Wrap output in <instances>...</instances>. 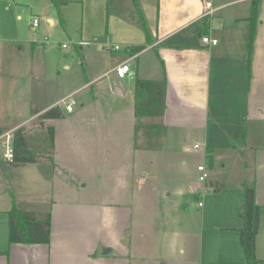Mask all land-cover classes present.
Masks as SVG:
<instances>
[{
	"label": "crops",
	"instance_id": "0c3cea01",
	"mask_svg": "<svg viewBox=\"0 0 264 264\" xmlns=\"http://www.w3.org/2000/svg\"><path fill=\"white\" fill-rule=\"evenodd\" d=\"M11 2L37 3L45 20L62 24L67 35L72 11L80 8V39L74 42L80 57L62 67L45 57L28 65L34 77L26 90V120L52 107L59 113L46 124L55 128L53 163L43 158L24 168L8 166L0 142V264H248L238 230L242 182L251 179L260 207L255 257L264 264V0L257 1L250 49L252 0H136L149 43L138 16L111 11L109 0H61L57 6L50 0ZM207 2L213 9L208 15ZM203 36L217 44L204 43ZM136 45L144 48L128 54ZM121 47L124 56L105 60L107 51ZM123 61L130 70L118 78L113 68ZM18 64L8 62L11 74ZM163 78L165 112L148 119L166 128L161 146L135 149L134 82ZM88 88L90 94L77 98L72 112L58 107L62 98ZM23 122L4 125L5 132ZM202 148L197 165L208 171L215 165L226 169L219 150L236 155L247 150L252 176L231 183L192 180L191 187L179 189L152 182L148 189L145 173H135L139 150L169 155ZM32 165L36 171L29 176ZM197 165L190 162L192 176L198 175ZM175 175L184 179L182 171ZM13 207L38 215L48 211L49 241L10 243Z\"/></svg>",
	"mask_w": 264,
	"mask_h": 264
},
{
	"label": "rangeland",
	"instance_id": "374dc122",
	"mask_svg": "<svg viewBox=\"0 0 264 264\" xmlns=\"http://www.w3.org/2000/svg\"><path fill=\"white\" fill-rule=\"evenodd\" d=\"M36 6H27L23 2L13 3L11 0H0V125H14L25 121L20 126H23L26 132L37 135L41 123L42 126H46L49 121H42L38 116L26 120L30 115L26 90L34 77L33 70L28 65L32 58L39 60L41 57L57 61L61 67L66 63L77 64L80 54L74 42L80 39L81 11L80 8L76 12L72 11L68 27L72 34L67 35L62 24L57 22L52 25L47 22L44 14L40 11V6L37 3ZM109 8L111 11L123 12L129 18L138 16L132 0H109ZM38 13L40 15L38 16L39 24L33 28L30 26L32 16ZM53 16L58 17L56 8L53 11ZM105 54H107L105 60L108 62L114 56L125 55L123 47L119 50L107 51ZM11 60L19 61L18 67L14 69L15 74H11L7 66ZM147 61L150 65L151 60ZM89 90L90 88L84 89L78 94H74L76 102L77 98L86 99L90 94ZM34 101L36 104L41 102L38 99ZM58 107L65 112L63 103ZM202 152L203 148L199 152H181L178 149L169 155L164 151L139 150L135 155V173H145L146 183L144 186L148 189H151L152 182H156L161 189L189 188L191 182L193 183L192 180H197L195 174L192 176L190 162L193 161L197 165L202 161ZM219 156L223 158H221L220 164H226V169L215 165L209 171L207 170L209 176H207V183L211 181L231 183L238 176L241 178L252 176V157L247 150L236 155L227 153L223 149L219 150ZM188 158L189 162L184 164L183 161ZM42 159L43 157L40 160ZM230 161L232 162L230 163ZM24 166L20 167L24 168ZM31 168L34 170L26 171L29 176L36 171V166L32 165ZM179 171H182L184 177L181 181L175 178V174ZM33 185L38 186V181L33 182ZM134 192L136 194V190Z\"/></svg>",
	"mask_w": 264,
	"mask_h": 264
},
{
	"label": "trees",
	"instance_id": "16d2710c",
	"mask_svg": "<svg viewBox=\"0 0 264 264\" xmlns=\"http://www.w3.org/2000/svg\"><path fill=\"white\" fill-rule=\"evenodd\" d=\"M58 5L61 0H50ZM257 1L252 0L249 21V49L252 45L257 19ZM133 4L137 9L138 22L142 28L146 41L152 42L145 18L138 8L136 0ZM144 45L132 46L128 54L139 52ZM166 78L161 80L136 79L133 91V106L135 124L133 129L134 148L158 149L166 128L159 122H150L149 118L160 117L166 109L165 92ZM42 121L56 120L59 113L55 108H49L38 115ZM8 128L0 125V135ZM39 134L26 132L23 126L14 129L12 134V158L7 161L8 166L20 167L28 163L39 161L42 157L53 163L54 125H40ZM1 162V161H0ZM243 207L239 217L243 221L240 233V243L243 247L248 264H257L255 257V236L258 229L260 207L255 202V180H243ZM50 234V213L38 215L31 211L13 207L9 211V242L10 243H47ZM6 253V252H4Z\"/></svg>",
	"mask_w": 264,
	"mask_h": 264
},
{
	"label": "built area",
	"instance_id": "2783aa9c",
	"mask_svg": "<svg viewBox=\"0 0 264 264\" xmlns=\"http://www.w3.org/2000/svg\"><path fill=\"white\" fill-rule=\"evenodd\" d=\"M211 4L210 2L206 3L207 11L206 14H211L213 12V9L210 8ZM39 24V19L37 17L32 18V27L35 28ZM202 41L204 43L212 44L215 45L217 44V39L216 38H211L209 36H203ZM64 46V45H63ZM114 49H118V46H114ZM130 70V66L128 64V61H123L119 65L115 66L113 68L114 74L118 78H124L127 74V72ZM63 103L65 105V110L67 112H72L74 110V107L76 105V99L74 98V93L67 95L66 97L62 98L57 102V105H60ZM12 131L5 132L0 135V142L4 147V157L8 160H11L12 158ZM194 149L199 148V144L195 143L193 145ZM196 171L198 173L197 175V180L199 182H204L207 179L208 173H207V168L204 164H198L196 167ZM199 205L201 203L199 202Z\"/></svg>",
	"mask_w": 264,
	"mask_h": 264
},
{
	"label": "water",
	"instance_id": "95a60500",
	"mask_svg": "<svg viewBox=\"0 0 264 264\" xmlns=\"http://www.w3.org/2000/svg\"><path fill=\"white\" fill-rule=\"evenodd\" d=\"M108 250H106V252H107Z\"/></svg>",
	"mask_w": 264,
	"mask_h": 264
}]
</instances>
